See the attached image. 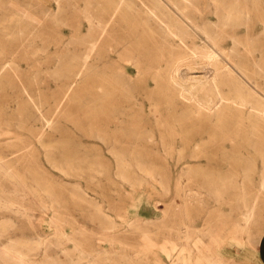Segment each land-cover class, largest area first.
I'll list each match as a JSON object with an SVG mask.
<instances>
[{
	"label": "rangeland",
	"instance_id": "obj_1",
	"mask_svg": "<svg viewBox=\"0 0 264 264\" xmlns=\"http://www.w3.org/2000/svg\"><path fill=\"white\" fill-rule=\"evenodd\" d=\"M259 1V4H262L260 6L259 4L257 5L259 6V10L258 7L252 9V6L249 9L253 11L251 13L255 12L264 15V0ZM0 2V30L2 29L4 31H0V161L4 162L2 159H5L4 163L9 165L8 169H10V171L12 170L13 174L17 176L20 175V177L17 178L23 185H27L28 188H38L41 194L45 193L48 195V200L46 201L53 204V208H49L50 210H41L40 204L32 195L26 196L15 180L12 181L4 174L0 173V193L2 194V192H4L3 194H5L4 196L6 198L3 197V194L1 196L6 199L5 201L21 202L19 204L22 209H27L25 212L28 211L27 213H15L0 208V224L3 220L11 218L9 220L11 222V224L9 222V228L7 227L6 230L0 229V248L6 245L12 237L15 241L23 244L24 247H28L29 245L30 247L34 246V250L31 252V258L33 257L32 261L35 262V264H64L62 261H65V264H67L69 261L72 262V259L76 261L75 236L77 234H74L76 233L78 220H80V214L84 212L81 222L86 228L87 236H94V244L100 245L104 249L111 250L113 253L112 256L114 257V253L120 254V252H122L121 239H117V233L120 232L123 234V232H125L123 229L124 227L122 228L120 225L123 217L126 218L128 214L130 215L133 212H138L139 214L137 217H140V226L143 228L140 227L138 231H133V235H144L150 242L149 247L154 255L161 258L165 264H171L172 262H174L172 264H177L178 261L182 262L177 260L181 257H185V264H209L206 262L207 259H216L218 252L227 257L224 256V261L226 263L228 262L227 264H261V260L257 261L255 258L257 255L259 257L261 251L260 243L264 242V190L261 192V185H259L264 180V155L253 152L247 154L248 157L247 155H239V157L234 155L227 158L221 152L208 149L210 146L220 143V136L216 138L210 133L190 136L185 130L177 131V133L173 134L171 139H167L163 144L167 145V148L173 145L181 146L183 151H179V148L173 152L171 150L170 152H163L160 150L159 152L161 153L155 151L154 154L151 153L143 156L142 160H145L144 162L155 171V176L161 183L160 185H155L150 181L148 176L142 173L140 174L138 168L134 166L133 163H136L137 158H129V161H132L133 167L131 171L126 167L128 157L124 155H115L112 151L114 147L115 149H122V145L137 146L145 145L147 142L131 139L130 142L125 143L121 141V137H114L108 134L107 126H104L109 113V111H107L106 115V110L104 109V107H107L105 106L107 105V100L100 103L103 107L101 111V115L103 116L102 120L105 121L103 126L97 128L95 124H93V119L91 118L93 112V102L91 101L93 95L92 89L94 88L93 83H96V88L99 85L103 86L102 88L105 90L110 88L106 83V81L108 82L109 80V78H107L109 76L104 72V70H107L106 61L109 54V45L105 38V41H103L100 46L101 56L99 59H95L91 52L89 35L90 33L91 35H95L99 29H90L86 14H91L95 18L101 17L100 19L102 22H105L107 11L110 10L112 6L111 0H0ZM59 8L61 10H59ZM202 8L204 10L208 9L205 4H202ZM58 10L62 11V13L60 12L58 19L54 20L53 16ZM15 12L22 14L26 18L21 25L20 23L15 24V22L4 21V19H7ZM254 20L256 24L255 21H253L254 23L252 25L255 27L256 31L254 34L256 35H254L253 41H251L253 42L251 49L256 48L257 50L259 46L258 41H264V34H262L261 31H259V33L257 31L262 26V22L258 19ZM4 25L9 27L8 30L11 33L13 32L12 35L14 36H8L6 34L7 32L5 33L6 29H4ZM104 30H102L103 34H107V29ZM241 32V38L243 39V36H245V29ZM258 34H260V36H257ZM85 36L88 37V39L85 38ZM243 40H246V38ZM117 42L116 44L121 45L119 40ZM263 46L260 48L261 50L264 49ZM259 52L261 53L258 49L255 56H258L260 54ZM263 54L264 53L260 54L262 55L260 57L261 61L263 59ZM92 64H95L96 67L98 66L95 72L92 71ZM123 64L127 65V62H123ZM69 70L72 71L70 72L71 75L69 74ZM253 71L257 70L255 69ZM256 78L258 81L264 82L263 77ZM99 82L103 84L101 85ZM116 91V95L122 97L120 91L118 89ZM57 98L58 100H56ZM35 99L40 103L37 101L35 102ZM52 111L54 114L58 112L57 115L52 116ZM41 112L42 114H40ZM22 114L24 116H22ZM51 117H53V119ZM49 119L50 121L47 122ZM70 121L71 123L69 124ZM32 124H34V126ZM36 128H42L43 130L38 129L39 132L42 131L38 133ZM32 129L34 131H32ZM44 131L47 133H44ZM67 133L71 135L69 138ZM154 134L155 140L159 141V138L162 137L160 135V130L154 131ZM215 139L218 141H215ZM65 142H67L68 145ZM70 142H73L71 143L72 147L70 146ZM107 143L109 144L107 145ZM64 144L68 147V153L66 152V147L64 146L65 148H63V146H61ZM159 144L162 143L160 142ZM59 146H61V149H64L63 151L65 153L59 149ZM73 147L75 148L73 149ZM202 147H206L207 150H201L200 148ZM50 148L51 150L56 149L61 152H55L56 150L50 152ZM68 149L72 153L69 152ZM46 152H50L49 154H51L52 157L54 156L53 159L57 161L55 166L56 169L53 168L52 163L49 164V158L45 155ZM69 153L70 155L72 154L71 156L74 155L75 158L70 157ZM117 154L119 153L117 152ZM241 156L245 163L247 161L246 158L248 159L247 165L245 164L246 166L240 165L242 161L240 160ZM47 158L48 162L46 160ZM71 158H74V160ZM61 159L63 161H61ZM132 159H134V161ZM67 164L75 166L74 170L70 171L72 175H75L76 171L81 175L76 174L75 176H71L69 172L62 171V166ZM50 165L52 166L50 167ZM126 171L130 175L127 174ZM88 172H91V176H88V174H90ZM126 174L130 177L132 176V180L137 178L138 180L140 179L143 183L140 187L141 189L139 188V190H137V185L133 183L135 180L129 183L126 179L128 178ZM31 176H33L35 180H32L34 178ZM222 178L233 181L234 184L241 186V188L237 185H232L229 190L224 189L226 193L229 192L227 196L225 193V199H223L224 197H222V199H216L212 194L213 190L210 186L218 185ZM34 182L37 183L38 186ZM39 183H41L43 189ZM39 185L41 187H39ZM74 189H76V191ZM130 192L133 193V195H130ZM241 192H244L246 201L238 197ZM53 194H56V196ZM53 196L54 200L51 198ZM47 197L45 198L47 199ZM56 197L59 198V200ZM55 201H59L60 204ZM88 201H90V203H88ZM96 204L102 207V214L95 213L96 210H94V205ZM170 204L171 206H169ZM246 207L248 209L254 207L252 209L254 218L249 223L244 220V212L247 210ZM8 212H10V214ZM54 213L55 218L60 219L56 220L57 224H55V226L51 224V218L54 216ZM164 215L167 218H165ZM30 216L33 219H31ZM163 216L164 218H162ZM29 217L30 219H28ZM62 217L67 221L61 220ZM107 217L109 219H107ZM38 219H41V221H37ZM103 219L106 221H103ZM107 220L109 222L111 221L110 225L107 224ZM184 221L187 224L184 225ZM104 224H107L109 227ZM145 224H149V226ZM239 224L241 225L239 226ZM12 226H16L17 229L15 227V230ZM107 228H109L110 231H108L109 229ZM105 229L107 231H105ZM186 230L187 233L185 232ZM109 232L111 236L113 235L112 238L111 236L108 237L110 235ZM102 233L107 238L111 239L101 240L105 237L103 235L101 236ZM125 233L130 235L129 232ZM198 234L199 236H197ZM62 235L69 236L72 241H67L66 243ZM205 235L207 236L206 238ZM38 238L51 241V243L50 241L47 242L51 247L45 246V250L47 249L46 253H43V251L39 252V249H35L39 246L36 244V247L35 245V242L39 241ZM257 240L260 243H258ZM55 241L57 244L52 243ZM182 244L185 245L183 246ZM53 245L55 247H53ZM166 247L169 250L172 248L174 249L172 254L174 257L171 256V258H169L167 256L163 251ZM54 249L56 251H54ZM63 249L67 251L66 254L63 252ZM193 249L196 251H192ZM40 250L43 249L40 248ZM116 250L119 251L117 252ZM195 256L201 257V261L197 263H189L187 261V259H193ZM261 256L262 255H260V257ZM232 258L234 259L232 260ZM5 259L7 258L0 255V264H4V262H6L5 264H9L10 262V264H12L13 261ZM47 259L50 260L47 261ZM38 261L42 263H38Z\"/></svg>",
	"mask_w": 264,
	"mask_h": 264
},
{
	"label": "bare ground",
	"instance_id": "obj_2",
	"mask_svg": "<svg viewBox=\"0 0 264 264\" xmlns=\"http://www.w3.org/2000/svg\"><path fill=\"white\" fill-rule=\"evenodd\" d=\"M259 2H260L259 0H111L112 6H111V9L107 11V17H106L105 22H102V20L100 19L101 17L95 18L91 14H86V19L90 25L89 26L90 29L91 30L92 29L95 30V28L99 29V31L95 35H91V33L89 35V43L91 44L90 48H91V52L93 56L95 57V59H99V57L101 56L100 46L102 42L105 41V38L109 45V51H108L109 54H108V58L106 61L107 70H104V72H106L109 76L107 77L109 78V80L107 79L108 82L106 81V83L109 85L110 88L107 87L108 89L105 90L102 88L103 86H100V85L97 86L96 88V83L95 82L93 83L94 88L92 89L93 95L91 98V101L93 102V106H92L93 112L91 116V118L93 119V124H95L97 128H99L100 126H103V123L105 121L102 120L103 116L101 115V111L103 110V107L100 105V103H102V101L104 100H107V105H105L107 107H104V109L106 110V115H107V111H109V113L107 116L108 119L105 122L104 126H107L106 128H108V134L114 137L115 136L121 137L122 138L121 141L125 143L130 142L131 139L135 141L147 142L145 143V145H137V146L122 145V149H115V147L113 146L114 149L112 148V151L115 153V155H124L128 157V161L126 163V167L128 169L131 170V168H133L132 163H131L132 161L130 162L129 158H135V159L137 158L136 163H133V164L136 168H138V170L140 171V174L142 173L143 175L148 176L150 178V181L153 182V184L160 185L161 183L159 182L158 178H156L155 176V173H154L155 171H153L147 165V163L144 162L145 160H142L143 156H146V154H151V153L154 154L155 151H157L158 153L160 150L163 152L164 151L170 152L171 150L173 152L179 148L178 149L179 151H183L181 146L173 145L167 148V145L163 144L164 141H167V139H171L173 134L181 130L182 131L185 130L190 136H198V135H201L202 133L204 134L210 133L214 135L216 138L220 136L221 137L220 143L219 144L216 143L214 146H210L208 149L221 152L227 158L232 157L234 155L239 157V155L243 156V155H247L253 152H258V153H261V155H264V82H260L256 78V77L264 78V54H263L262 61L260 59V57L262 56L260 54L264 53L263 51L264 49L262 50L260 49L264 45V41H260V40L258 41L259 46L257 45L258 46L257 48L259 49V51H261V53L259 52L260 54L258 56H255V53H257L258 49L257 50L256 48L251 49V46L253 45V42L251 41H253V37L254 35H256L254 34L256 31L255 27L254 25H252L254 23L253 21H255L254 19H258L260 22H262V26L261 27L259 26L260 28L257 31L258 33L259 31H261V33L264 34V15L258 14L255 12H254L255 14L251 13L253 11L249 9L252 6L253 7L252 9L254 8L256 9L258 7V10H259V6L262 5L261 3L259 4ZM202 4H205L208 9L204 10L202 8ZM258 4L259 6H257ZM59 10L61 9L59 8ZM59 10L56 14H54L53 16L54 20L58 19V15L60 14V12L62 13V11H59ZM25 19L26 18L22 14L15 12L14 14H11V16H9L7 19H4V21L15 22V24L20 23L21 25V23H23ZM255 24H256V21H255ZM241 28L245 29L246 37L243 36V39L246 38L248 42L241 38V35H242L241 31L244 30ZM4 29H6L5 33L7 32L6 34L8 36L12 35L13 32L11 33L8 30L9 27L5 26ZM104 29H107V34H103L102 30ZM260 34H258L257 36H260ZM85 38L88 39V37L86 36ZM118 40L121 43V45L116 44ZM123 62H127V65L123 64ZM97 67L95 66V64H92V68H93L92 71L95 72L98 69ZM67 68L70 69L69 67ZM251 68L253 70L256 69L257 71H253ZM71 70H72V67H71ZM72 71L69 70V74ZM99 83L101 85L103 84L101 82ZM117 89L120 91V95L122 97L120 96L118 97L116 95ZM56 100H58V98ZM36 101L37 100L35 99V102ZM54 101H55V98H54ZM57 113L58 112L54 114L53 112L51 114L52 116H54V115H57ZM40 114H42V112ZM22 116L24 115L22 114ZM51 118L53 119V117ZM48 121H50V119L47 120V122ZM70 123L71 121L69 122V124ZM32 125L34 126V124ZM42 128H38V129H42ZM33 129L32 131H34ZM38 129H37V132L41 133L42 131L39 132ZM58 130H61V129H58ZM157 130H160V135L162 136L159 138V141L158 140L156 141L154 138L156 134V133L154 134V131H157ZM44 133H47V132L44 131ZM120 133H123V134H120ZM67 134L69 135L68 136L69 138L71 135L69 133ZM75 137H71V138H75ZM215 141H218V140L215 139ZM160 142L162 144H159ZM65 143L68 145L67 142ZM71 143L73 142H70V146L72 145ZM108 144L109 143H107V145ZM59 145H60V142H59ZM115 145L117 146L116 143ZM61 146H63V148L66 147L65 149L67 152L68 147L65 146V144ZM61 146H59V149L63 151L64 149H61L60 148ZM46 148H47V145H46ZM74 148L75 147H73V149ZM200 149L207 150L206 147L205 148L202 147ZM55 150H51L50 148V152L55 151ZM60 150H58L59 153L61 152ZM58 151L56 150L55 152H58ZM50 152H46L45 155L49 158V162H50L49 164L52 163L53 168H55L57 161L53 159L54 156L52 157L51 154H49ZM69 152L71 151L69 150ZM117 152L119 154H117ZM71 155L70 157H74V155L73 156ZM242 156L240 159L242 160L240 162L241 166L245 165L248 161V159L246 158L247 161L245 160L246 161L245 163L242 159ZM48 158L46 159L47 162H48ZM74 158L73 159L71 158V159L74 160ZM2 160H4L5 162V159H2ZM132 160L134 161V159ZM61 161L63 160L61 159ZM4 162L0 161V173L1 174H4L8 179H11L12 181L15 180L20 185L21 189L24 191L26 196L32 195L33 198L37 200L38 203L40 204L42 208L41 210H50L49 208H53L52 207L53 204L46 201L48 200L47 194L45 193L41 194L38 188H35V187L28 188L27 185H23L20 182V180L17 178V177H20V175L17 176L13 174L12 170L10 171V169H8L9 165H7ZM74 165H75V162H74ZM74 165L67 164V165L62 166V168L61 167L60 168L62 169V171L70 173V171L74 170V167L76 166ZM51 166L52 165H50V167ZM84 167H85V163H84ZM78 172H81V171H78ZM88 173H90L88 174V176L89 175L91 176V172H88ZM76 174H78L77 171L75 172V175ZM127 174L129 173L127 172ZM75 175L71 174V176H75ZM129 175H127L128 178L126 179L129 181V183L130 181L135 180L136 183L134 181L133 183L134 185H137L138 187L137 190H139V188L143 185V183L140 181V179L138 180V178L132 180L131 178L132 176L130 177ZM32 180H35V178ZM23 181H26V180H23ZM35 184L37 185V183ZM39 184L41 185V183ZM40 185L39 187L42 186ZM232 185H237V184H234V182L231 180L222 178L218 185H212L210 186V188L213 190L212 194L214 197H216V199L217 198L222 199V197H224L226 193L224 189L229 190L230 186ZM259 185H261L260 187H261V192H262V190H264V180ZM237 186L241 188V186L239 185ZM41 188L43 189V186ZM74 190L76 191V189ZM3 193L4 192H2V194ZM228 193L229 192L226 193V196ZM2 194L0 193V208L6 211L15 212V213H23V212L27 213L28 212V211L25 212V210L27 209L25 210L22 209V207L19 204L21 202L17 203L16 201H9V200L5 201L6 199L3 198L5 197L4 196L5 194H3V197L1 196ZM129 194L133 195V193L131 192ZM54 196H56V194ZM54 196L51 197L53 200H54ZM45 197H47V199ZM238 197L241 198V200L243 198V200L246 201L244 192H241ZM57 199L59 200V198ZM223 199H225V197ZM72 201L75 202L74 200ZM55 202L59 203V201H55ZM58 203H55V204H58ZM88 203H90V201H88ZM254 204H255V201H254ZM94 206H95L94 210H96L95 213L96 212L97 214L103 213L102 207L99 204H96ZM169 206H171V204ZM248 208L246 207L247 210L245 209L246 212H244V220L247 223L251 222V220L254 218L253 217L254 212L252 210L254 207L252 209H248ZM8 213L10 214V212ZM83 214L84 212L83 213L81 212L80 220H78L76 233L74 232L75 233L74 235L77 234L75 236L76 237V250H75L76 251V261L72 259V262H70L69 261L71 259L70 258L68 260L69 263L67 264H165L161 258L156 257L154 255L153 251L149 247L150 242L144 237V235L142 234H141L142 236H138V234L133 235L132 232L136 230L138 231V229L141 227L140 217L139 218L137 217L139 214L138 212H133L130 215L128 214L126 218L123 217L122 219V223L120 225L122 228L124 227L123 229L125 230V232H129L130 235H128L125 232H123V234L120 232L117 233V239H121L120 243H122L121 245L122 252H120V254L114 253L116 257L112 256L113 253L111 250L104 249L100 245H95L94 236H89V237L87 236L86 228L81 222L83 220L82 219ZM164 216L162 218H164ZM30 217L28 219H30ZM165 218L167 217L165 216ZM10 219L3 220V222L0 224L1 230H6L7 227L9 228L8 225H9ZM31 219L33 218L31 217ZM107 219L109 218L107 217ZM56 220H60V219L59 218L56 219L55 213H54V216L51 218V224L55 226V224H57ZM61 220H66V219H63L62 217ZM37 221L40 222L41 219H38ZM103 221H106V220L103 219ZM110 222L108 221L107 224L110 225ZM107 224H104V225L108 226ZM185 224L187 223H185L184 221V225ZM145 225L149 226V224H145ZM240 225L241 224H239V226ZM15 227L13 228L15 229ZM112 228H113V225H112ZM105 231L107 230L105 229ZM108 231H110V229ZM185 232L187 233V230ZM102 235L103 233L101 234V236ZM113 235L111 236V233H110L108 237L111 236L112 238ZM197 236H199V234ZM62 237H64V239L66 240L65 241L66 243L67 241H72V239L69 236L62 235ZM206 237L207 236L205 235V238ZM111 238H107L105 236L101 240H110ZM259 240H262V239H259ZM49 241L50 240L48 239L45 240L44 238L39 239V241H36L38 243L35 242V245L36 244L39 245L38 248H35V249H39V252L43 251V253H46L47 249L45 250L46 248L45 246L51 247L50 245L47 244V242ZM73 242H74V239H73ZM52 243H56V241ZM258 243L260 242L258 241ZM53 247L55 246L53 245ZM40 248H42L43 250H40ZM65 249H63V252L66 254L67 251ZM33 250H34V246L30 247L29 245L28 247H24L23 244L19 243L18 241H15V239L11 237L8 243L4 245L2 248H0V253H1L0 255H3L5 258L9 259L10 261L16 262V263L12 262V264H35V262L32 261L33 257L31 258V254H32L31 252ZM54 251L56 250L54 249ZM116 251L118 252L119 250H116ZM163 251L167 254L169 258H171L174 252V249L172 248L169 250L166 247L165 250ZM192 251H196V250L193 249ZM34 253H37V252H34ZM224 256H225L224 254H219L218 252L216 259L214 260L207 259L206 262L209 264H227L228 262L226 263L224 261V258L226 256L225 257ZM184 259L185 257H181L180 259H177V260L182 261V262L178 261L177 264H185ZM191 259L192 258H189L187 259V261L189 263L191 262L197 263L201 261V257L199 256L198 257L195 256V258H193L192 260ZM233 259L234 258H232V260ZM255 259L257 261H260L258 255L256 256ZM49 260L50 259H47V261ZM40 262L41 261H38V263ZM62 262H64L65 264V261H62ZM5 263L6 262H4V264Z\"/></svg>",
	"mask_w": 264,
	"mask_h": 264
},
{
	"label": "crops",
	"instance_id": "obj_3",
	"mask_svg": "<svg viewBox=\"0 0 264 264\" xmlns=\"http://www.w3.org/2000/svg\"><path fill=\"white\" fill-rule=\"evenodd\" d=\"M260 245H261V251H260L259 257L260 255H262L260 257V260H261L260 262H262L261 264H264V242L260 243Z\"/></svg>",
	"mask_w": 264,
	"mask_h": 264
}]
</instances>
